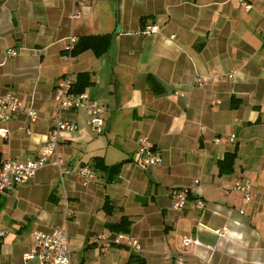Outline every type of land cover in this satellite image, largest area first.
<instances>
[{
    "label": "crops",
    "instance_id": "obj_1",
    "mask_svg": "<svg viewBox=\"0 0 264 264\" xmlns=\"http://www.w3.org/2000/svg\"><path fill=\"white\" fill-rule=\"evenodd\" d=\"M148 25L158 30L144 34ZM101 35L110 36L101 56L66 53L71 37ZM80 73L90 74L84 92L102 107L105 126L98 135L86 110L62 111L77 128L60 133L61 168L123 162L118 179L93 172L88 185L72 174L61 182L51 157L0 197V264H20L30 234L56 227L66 230L73 264H123L132 254L173 264L164 254L180 252L185 264H264V0H0V95L15 94L24 107L7 124L9 138H0V163L40 156L56 115L54 89L65 74L74 83ZM198 76L208 84L195 87ZM142 138L161 163H141ZM235 146L233 170L220 173ZM237 180L250 182L251 202L233 190ZM171 188L195 190L204 209L193 194L174 209ZM123 216L129 233L111 231ZM120 234L139 250L96 241ZM184 236L196 241L186 250Z\"/></svg>",
    "mask_w": 264,
    "mask_h": 264
},
{
    "label": "built area",
    "instance_id": "obj_2",
    "mask_svg": "<svg viewBox=\"0 0 264 264\" xmlns=\"http://www.w3.org/2000/svg\"><path fill=\"white\" fill-rule=\"evenodd\" d=\"M158 30L155 25L145 26L143 29L144 34L154 33ZM76 43V38L71 37L65 48L66 53L70 54L71 50ZM7 56L15 57L17 52L13 50L6 51ZM223 77L230 79L233 74L224 75ZM209 80L205 77H195V87H204L208 84ZM73 80L69 74H65L54 89V98L56 101V115L50 134L44 150L40 156L34 160H28L25 163L17 162L12 159L5 160L0 163V197L10 194L18 185L27 183L37 171L48 164L51 157L54 159V164L59 168L61 182L65 175H75L80 178L84 185H88L95 181V174L89 166L81 165L76 169L63 170L62 160L58 156V141L60 133L64 131H75L77 126L75 124L63 121L60 113L69 110H86L89 115L87 124L90 129L100 135L104 131L105 119L103 117V109L88 94L82 92L75 94L71 92ZM24 112V107L18 96L12 93H5L0 95V138L8 139L9 130L7 128L8 122L15 116ZM28 117L34 121L37 114L33 110L27 111ZM233 136L230 140H233ZM219 143L220 139H216ZM137 154L141 163L144 166H152L161 163V156L154 145L147 139L142 138L139 140ZM199 183V179L195 180V184ZM233 190L241 193L246 203L254 199L251 184L248 180H237L233 186ZM197 197L196 208L203 210L204 202L196 194V191L187 188H171L168 196L173 204L174 209L179 210L185 207L190 195ZM225 230L217 229L214 231L217 235L225 234ZM5 230H0V237H4ZM32 240V247L24 253L22 262L20 264H73L74 252L70 246L68 235L64 227H56L51 232L33 231L30 234ZM104 240L107 244L114 246L124 245L132 247L136 251L139 250V245L135 240L127 238L126 235H116L111 240H106L104 235L99 236L96 241ZM181 245L186 250L196 241L191 236H184L181 238ZM164 258L171 260L173 264H185L184 254L165 253Z\"/></svg>",
    "mask_w": 264,
    "mask_h": 264
},
{
    "label": "trees",
    "instance_id": "obj_3",
    "mask_svg": "<svg viewBox=\"0 0 264 264\" xmlns=\"http://www.w3.org/2000/svg\"><path fill=\"white\" fill-rule=\"evenodd\" d=\"M110 45V36H81L76 39L73 49L70 52L71 57H75L82 52L92 51L95 56H101L104 54ZM149 87L154 93H159V88L155 81L150 77L148 79ZM91 84L89 73H80L77 75L75 82L72 84L71 92L75 94H80ZM238 147L235 146L232 152L226 153L224 159L219 163L220 173H229L233 170L234 162L237 158ZM123 162L117 163L115 165L108 166L104 163L101 158H94L91 163V170L93 172H100L104 175L105 181L107 183L114 182L118 179V173ZM104 209L110 211L111 206L108 201H105ZM130 221L127 217L123 216L121 220L116 223L109 225V229L116 233L128 234L130 229ZM117 247H125L124 245H117ZM123 264H147L145 260L137 254L130 255L127 262Z\"/></svg>",
    "mask_w": 264,
    "mask_h": 264
},
{
    "label": "rangeland",
    "instance_id": "obj_4",
    "mask_svg": "<svg viewBox=\"0 0 264 264\" xmlns=\"http://www.w3.org/2000/svg\"><path fill=\"white\" fill-rule=\"evenodd\" d=\"M195 86V85H194Z\"/></svg>",
    "mask_w": 264,
    "mask_h": 264
}]
</instances>
